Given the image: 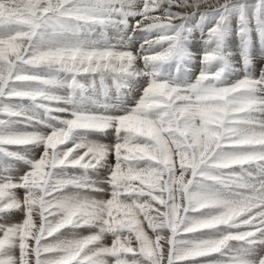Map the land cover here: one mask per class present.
I'll return each instance as SVG.
<instances>
[{
    "label": "snow or ice",
    "instance_id": "6c2138e0",
    "mask_svg": "<svg viewBox=\"0 0 264 264\" xmlns=\"http://www.w3.org/2000/svg\"><path fill=\"white\" fill-rule=\"evenodd\" d=\"M0 264H264V0H0Z\"/></svg>",
    "mask_w": 264,
    "mask_h": 264
},
{
    "label": "rangeland",
    "instance_id": "374dc122",
    "mask_svg": "<svg viewBox=\"0 0 264 264\" xmlns=\"http://www.w3.org/2000/svg\"><path fill=\"white\" fill-rule=\"evenodd\" d=\"M213 2H214V0H213Z\"/></svg>",
    "mask_w": 264,
    "mask_h": 264
}]
</instances>
